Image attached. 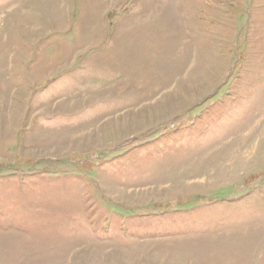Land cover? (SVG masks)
Listing matches in <instances>:
<instances>
[{
    "label": "rangeland",
    "instance_id": "rangeland-1",
    "mask_svg": "<svg viewBox=\"0 0 264 264\" xmlns=\"http://www.w3.org/2000/svg\"><path fill=\"white\" fill-rule=\"evenodd\" d=\"M0 264H264V0H0Z\"/></svg>",
    "mask_w": 264,
    "mask_h": 264
},
{
    "label": "crops",
    "instance_id": "crops-1",
    "mask_svg": "<svg viewBox=\"0 0 264 264\" xmlns=\"http://www.w3.org/2000/svg\"><path fill=\"white\" fill-rule=\"evenodd\" d=\"M122 9L119 11L122 14V16L118 15L121 16L119 20L109 23V29L114 35L109 37L107 43L97 45L98 52L95 54L98 55L88 59L87 62L91 61L98 67L107 66L106 71L108 73L105 76L99 75L98 77L102 79L106 78L107 81L122 80L125 89L129 88L134 81L136 84L132 86L131 90L135 95H139L145 90L144 80L146 76L150 77V74L154 76L157 73L156 66L153 65L150 68V65L144 62L140 55L142 53L141 49H147L151 45L147 43L149 42L146 38L148 35L152 37L153 41L157 39L156 24L160 12L139 11L138 14L132 15L131 12H128L130 14H126L125 8ZM138 17L140 19H134ZM149 18H153L151 20L152 27L150 28L146 25ZM147 32L152 33L149 34ZM151 43L155 44V42ZM191 68H188L189 71ZM102 71L103 69L100 68L99 72Z\"/></svg>",
    "mask_w": 264,
    "mask_h": 264
}]
</instances>
